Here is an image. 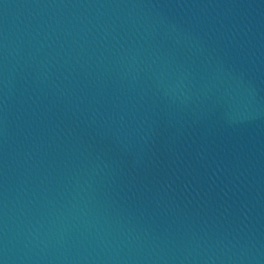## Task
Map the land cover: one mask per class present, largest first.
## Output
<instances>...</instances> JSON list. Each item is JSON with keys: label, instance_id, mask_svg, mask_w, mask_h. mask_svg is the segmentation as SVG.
<instances>
[{"label": "water", "instance_id": "1", "mask_svg": "<svg viewBox=\"0 0 264 264\" xmlns=\"http://www.w3.org/2000/svg\"><path fill=\"white\" fill-rule=\"evenodd\" d=\"M0 264H264V0H0Z\"/></svg>", "mask_w": 264, "mask_h": 264}]
</instances>
